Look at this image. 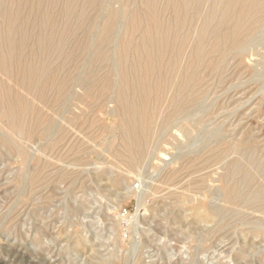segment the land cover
Wrapping results in <instances>:
<instances>
[{"label":"rangeland","instance_id":"1","mask_svg":"<svg viewBox=\"0 0 264 264\" xmlns=\"http://www.w3.org/2000/svg\"><path fill=\"white\" fill-rule=\"evenodd\" d=\"M2 1L0 29L1 26L5 29L1 10L11 6L8 1L12 4L14 0ZM48 1L45 0V4ZM59 1L54 9L56 12H53L56 28L60 32L62 28L76 27L75 19L65 20L61 13L62 5L67 0ZM26 2L23 5L28 9L23 10L22 22H18V25L21 24L20 29L31 32H27L29 46L26 49L29 47L27 50L32 53L33 48H37L42 30L39 27L36 29L32 23H24L22 27L24 15L28 14L31 4ZM97 2L98 6L89 13L88 21L99 28H94V31L89 29L88 21L83 22L81 27H76V32L67 37L68 41L66 39L68 43L63 48L70 54L63 49L50 60L55 83H65L66 86L61 95L52 93L54 98L49 96L43 105H38L35 111L38 118L34 122L31 121L32 115L29 116L31 120L27 118L31 131L29 136L18 131L13 135L6 119L0 118V264H264V25L243 48L232 52L226 57L227 60L222 61L226 66L220 64L223 67L201 70L203 88L198 87L202 93L198 101L190 105L191 108L182 115L169 117L168 107L163 108L165 104L159 107L157 115H161L156 117V123L153 122L152 126L156 138L151 139L143 161L127 167L125 150H120L124 149L125 144L122 138L126 140L125 135L120 133L123 132L120 127L122 117L114 101L118 89L115 84L119 85L115 66L120 45H116L123 39L125 28L122 29L127 26L123 20L126 18H118L120 22L117 21L116 25L119 28L115 26L118 30L113 31L118 36L112 34V41L110 39L107 46L100 45L98 35L111 13H122L129 8L133 12L139 8L141 1ZM43 3L44 0L41 1ZM122 6L124 10L121 11ZM37 10L33 9L30 16L27 15L35 24L42 12ZM3 31L0 35H3ZM135 37L134 41L137 42L138 36ZM31 39L36 42L35 46L34 41L29 44ZM94 39H97L94 41L96 44L93 43ZM109 47L110 51L107 52ZM81 49L84 51L81 52ZM186 51L189 52V49ZM185 52L183 63L188 60ZM29 53L25 59L31 56ZM89 53L93 56L90 57ZM94 59L97 61L94 62ZM58 61L63 62L64 67L55 71L61 65ZM79 65L85 77L81 76ZM111 69L118 79H114L116 77L113 75L112 91L109 88L105 95L92 99L86 96L88 94L84 93L86 86L83 84H86L88 76L98 77L99 74V79H102ZM78 71L79 74L76 73ZM0 85L23 93L18 86L14 87L18 85L14 77L6 81L5 77L0 76ZM104 97H108V100ZM94 99L97 100L94 102ZM161 108L165 111H161ZM55 109H58L57 112ZM43 113L46 115L42 116ZM47 124L50 125L47 127ZM156 125L160 129H156ZM46 128L52 129L46 131ZM15 135L14 138L20 142L11 138ZM52 141L56 142L53 144ZM161 153L166 154L167 158L159 157ZM29 156L33 158L30 160ZM120 160L126 164L122 162L123 166ZM129 168L133 169V174ZM179 168L181 170H177ZM166 178H170V183ZM222 185L238 191V198L232 201L234 208L232 202L224 198ZM223 199L226 200L222 204ZM192 210H203L201 219H197L199 215L193 214ZM174 214L178 215L177 219ZM118 241L122 243L121 247Z\"/></svg>","mask_w":264,"mask_h":264},{"label":"bare ground","instance_id":"2","mask_svg":"<svg viewBox=\"0 0 264 264\" xmlns=\"http://www.w3.org/2000/svg\"><path fill=\"white\" fill-rule=\"evenodd\" d=\"M0 1L3 3L2 0H0ZM26 1L14 0L12 4H10V2L8 1L9 5H11V6L3 7L1 10V16L5 21L4 25L6 27L4 29V27L1 26V29H2V27H3V29L2 30L0 29V32L4 30L3 33H1L3 35H0V76L5 77L6 81L11 80V78L14 77L17 81V84H18V85H14V87L18 86L17 88L23 90V93L19 94L18 91L14 90L13 87H6L5 86V88H4L2 85H0V118L6 119V121L8 123V129L10 130L11 133L13 132V135L17 131L20 132V134L21 133H25L27 135L30 134L31 131L29 132V126L27 124V118L29 120L30 119L29 116L32 115L33 120H31L32 117L30 120L34 122V120H36L38 118V115L35 112L36 110H38L37 108H39L38 105H40V104L43 105V103L47 101L49 96H51V97L53 96L52 93H54L56 96H59L63 93L66 84L62 83L60 85H57L59 83H55V81H54L55 76L52 77V75L55 73L53 70H51V63L50 62L53 60V58H54L53 56L56 55V57H57L60 54L59 52H61L64 49L63 48L64 45H67V43H68L67 37H69V35L72 34L73 31H75L76 27L78 28L83 22L88 21L89 13L92 10H96V7L98 6L97 3L99 2V1L97 2V0H83L82 2H80V0H67L66 4L62 5V6H64V8L62 7L63 12L61 11V13H63V17L65 20L70 21L71 18H72V20L75 19L74 21L76 23L75 24L76 27H74V28L69 27L66 29H63L61 27L63 30L61 29L59 32V30L56 28L57 25H55V22H56L55 19L56 18L55 19L53 18V12H54L55 7L57 5H59V4H57L59 0H49L47 4H45L47 2V0H46V2L44 0L43 4L45 5V7L43 6V4H41V1H43V0H29L27 2ZM139 1H141V5H139L138 9L135 8L136 10L131 8L132 10H135L133 12L130 11L129 6H127L129 8L128 10H124L123 9L124 6H122L121 11H122V9L124 10L122 13L121 12L117 13V11L115 13L114 12L111 13L109 15L107 21L105 22V24L99 30L100 31V33L98 35L99 36V43L101 46L102 45L107 46L110 43V39L112 41L111 35L114 34L113 33L114 29L118 30V28H119L118 27L119 25L118 26L116 25V24H118L117 21L120 22L118 20V18L120 16L126 18L123 20V21L127 22V24H126L127 26L125 25L126 27H123V29H122V30H124V28H125L124 34H123V39H121L122 41L120 42V44L116 45V46L120 45L119 51H118L117 62L114 60L117 63V65H116V63L114 65L112 64L113 67L116 65L115 66V68H116L115 73H117L118 75L117 74L114 75V72L111 69L110 72H108L109 70L107 71V74H105V77H102V79H99V77L101 78V76H99L98 73H97L98 77H97V75L88 76V78L85 81L86 84H83L86 86L85 87L86 91H84V93L86 92L88 94L86 96H88V97L90 96V98L91 97H93V98L94 97H101L110 87L112 88V85H113L112 79L114 78V76L115 77H116V75L118 76L119 81H118L117 77L114 78L118 81L119 85H117V83L115 84L118 87V89H117V93L115 96L116 98H114V97L113 98H114V101L116 100L117 109H118V111L122 117V121L120 122V124H121L120 127L123 130V132L120 131V133H123L125 135L126 140L124 138H122L124 140L125 144L123 143L124 149H120V150H125L124 154H125V158L127 159L126 161L128 162L127 167L129 166V164H131L132 166L133 165L136 166V164H138L140 160L144 159L145 155L147 154V151L149 149V148L147 149V147H148V145L150 147L149 143L151 142V139L154 137V135H153L154 134L153 122L156 123L155 122L156 117L161 115V114L157 115V113L159 111V107L163 106L164 104L167 105V106L164 105L163 108L166 109V107H168L169 110L168 109L167 110H168L169 114L167 113V115L169 117H176L179 114H181V113L183 114L185 111H187L189 107L191 108L190 105L193 104V102L196 101L201 96V93H202L201 89L198 87V86H201V83L204 81V77L202 76L203 74L201 75V73H200V72H202L201 70H203V69L215 70V69H218L219 66H221L220 64L225 65L224 64L225 62L222 63V61L227 56L231 55L232 52L239 51V49L243 48L247 44L248 39L252 35H254L255 33L259 34V32L261 31V29L264 25V0H139ZM23 2H24V4H25V2L28 4H29V2L31 3V4H29L30 9H29L28 14H27L28 16H30L33 9H34V11H35V9H38L37 11L42 10V12L38 15L39 17L37 16V19L39 18L38 19L39 21H37L38 23L36 22L37 24H35V21L31 20L30 17H27V15H24V18L26 16L25 19L23 18L22 27L24 26V23L25 24L30 23V25L32 23L33 25H35L37 27L36 29H38V27H39L40 30H42V32L40 34L41 37L38 39L37 45L35 44L36 42L33 39H31V42H29V44H31L32 41H34V46L36 45V47H37L36 49H34L35 47L33 46L34 47L33 51H32L33 54L31 53V51L27 50L29 47L26 49V47L29 46V45H27V42L29 40V35L27 32H30V31H25V29H23V30L20 29L19 25H21V24L18 25V22L19 23L22 22V21H20V19L22 20L23 10L24 9L26 10V8H27V7L25 8V6L23 5ZM60 2L61 1H59V3ZM63 2H65V1L63 0ZM2 5H4V4H2ZM6 6H7V3H6ZM97 10H100V8ZM101 10H102V8H101ZM25 13H27V11ZM34 14H35V12H34ZM31 17H32V15H31ZM35 17H36V15H35ZM54 20H55V22H54ZM59 20H61V18ZM94 22H96V21H94ZM97 23H98V20H97ZM0 25H1V22H0ZM88 25H89V29L94 30V28H96V29L99 28V27L95 26V24L92 22H90V24H89V21H88ZM84 26H86V25H84ZM84 26H82V27H84ZM115 26H117L118 28L117 27L115 28ZM86 27L84 30L85 32H86ZM28 30H30V29H28ZM81 30H83V29H81ZM36 33H39V32L37 31ZM91 33H93V32H91ZM115 34L117 35V33H115ZM121 34H122V32H121ZM30 35L33 37L32 34H30ZM120 36L118 37L119 39H120ZM135 36L138 38L137 42L134 41ZM255 36L256 35H254V37ZM66 39H67V41H66ZM91 39H93V38H91ZM96 40L94 39L93 43H95ZM250 41H253V40H250ZM113 42H115V41L113 40ZM111 44L113 45V43H111ZM77 46L79 47V45H77ZM83 47H84V45H82V49H83ZM262 48L264 49V43H263ZM82 49H81V52L84 51V50L82 51ZM98 49H100V48H98ZM115 49L118 50L117 48H115ZM188 49H189V52L186 51ZM64 50L66 52V49H64ZM99 51H101V50H99ZM109 51H110V47H109L107 52H109ZM28 52H30L29 54H31V56L29 58L27 56V59H25L26 54ZM184 52L187 55H188V53H190V54L188 55V57L186 55V58H188V60L187 61L185 60L186 62L184 61V63H183ZM105 53H106V51H105ZM236 53H238V52H236ZM91 54L89 53V55H91ZM110 54H112V52ZM115 55L117 56V53ZM76 56L74 55V57H76ZM78 56H79V54H78ZM85 56H86V54H85ZM92 56L93 55H91L90 57H92ZM103 56L104 55H102L101 57H103ZM62 58H63V56H62ZM82 58L80 61H82ZM227 58L225 60H227ZM70 59H71V57H70ZM72 59L70 61H72ZM184 59H185V57H184ZM74 60H76V59H74ZM74 60H73V62H74ZM95 60L96 59H94V62H95ZM100 60H101V58H100ZM63 61H64V59H63ZM70 61H68V62H70ZM107 61H110V59H108ZM56 62H57V60H56ZM60 62H59V64H60ZM62 63L63 62H61V65L55 71L63 69L64 66L62 65ZM64 63H67V62H64ZM80 63H82V62H80ZM111 63H109V64H111ZM68 64L69 63H67V65ZM75 66L76 65H74V67ZM88 66H90V65H88ZM88 66H86L85 68H88ZM66 67L67 66H65V68ZM221 67H223V66H221ZM79 68H80V65L78 67V70H80ZM107 69H109V68H107ZM103 70H104V68H103ZM85 71H87V70H85ZM59 72H57V73H59ZM66 72H67V70H66ZM72 72H74V71L72 70ZM95 72H98V70H95ZM207 72L208 71H206V73ZM76 73L79 74V71ZM62 74H63V72H62ZM65 74H63V75H65ZM84 74H86V72ZM88 74L89 73H87V75ZM215 74H216V72H215ZM215 74L213 76H215ZM56 76H59V74L58 75L56 74ZM60 76H62V75H60ZM81 76H83L82 71H81ZM85 76H83V77H85ZM213 76H211V78ZM72 77L74 78V76H72ZM66 78H67V76H66ZM57 79H58V77H57ZM75 79L77 80V78H75ZM206 79H208V77H206ZM61 80L63 81V78H61ZM71 80H73V79H71ZM71 80L69 82H71ZM59 81H60V78H59ZM65 81H66V79H65ZM80 81H82V80H80ZM4 82H5V80H4ZM207 82H208V80H207ZM78 84H80V83H78ZM81 84H82V82H81ZM82 87L84 88V86H82ZM111 88H110V90H111ZM82 90H84V89H82ZM114 92L115 91H113V93ZM55 95H54V97H55ZM68 96H70V95H68ZM54 97H52V98H54ZM83 97H84V95H83ZM109 97H110V95H109ZM52 98H51V100H52ZM66 98H68V97H66ZM104 98H106V97H104ZM63 99H64V97H63ZM86 99H87V97H86ZM96 100L94 99L93 101L95 102ZM57 101H59V100H57ZM62 101H65V100H62ZM93 101H92V103H94ZM104 101H105V99H104ZM49 103H51V101ZM57 104H59V103H57ZM52 106L54 107V105H52ZM57 107L59 108V106H57ZM57 110H56V112H57ZM44 111L46 112L47 108ZM161 111H165V110L164 109L162 110V108H161ZM189 111H191V109ZM33 112L36 113L37 117ZM51 113H52V111H51ZM186 113H188V112H186ZM58 114H59V112H58ZM58 114H57V116H58ZM44 115H46V114L43 113L42 116H44ZM41 117H39L40 120L43 119V118L41 119ZM50 117H51V115H50ZM47 119H48V117H47ZM163 119H164V117H163ZM75 120H73V121H75ZM54 121H55V119H54ZM38 122L40 123L39 120H38ZM48 123H50V122H48ZM51 123H53V122H51ZM65 123L66 124L68 123V125H69V122H65ZM89 124H90V122H89ZM48 125H50V124H47V127H48ZM74 125H76V124H74ZM159 125H161V124H159ZM52 126H54V125H52ZM63 126H65V125H63ZM96 126H98V125H96ZM30 127L32 128V126H30ZM158 127L159 126H157L155 128L157 129ZM31 128H30V130H31ZM42 128H44L43 125H42ZM64 128L65 127H63V129ZM47 129L51 130L52 128L51 129L46 128V131H47ZM67 129H68V127H67ZM159 129H160V127H159ZM42 130H44V129H42ZM156 132L157 131L155 130V134H156ZM177 135H178V133H177ZM87 136H88V134H87ZM14 137L16 138V135L13 137L11 136V138L15 139ZM91 138L92 137H90V139ZM154 138H156V136ZM154 138H153V140H154ZM244 141H245V139H244ZM17 142H20V141H17ZM55 142H53V144ZM121 143H120V145H121ZM14 144H16V143H14ZM15 146L14 147L12 146V147L15 148ZM18 146H20V145L18 144ZM232 146H233V144H232ZM241 146H240V148H243ZM21 147H22V145H21ZM16 148L18 150H20V148H18L17 146H16ZM109 149H108V151H109ZM117 149H119V147ZM234 149H235V147H234ZM120 150H118V151L120 152ZM231 151L233 152L234 150H231ZM240 151H241V149H240ZM16 152H18V151H16ZM109 153H111V151H109ZM114 154H116V152ZM228 154H229V152H228ZM120 155L122 156V154H120ZM112 156L115 157L114 155H112ZM159 157L167 158L166 154H163V153H161L159 155ZM32 158L33 157H30V160ZM161 158H159V159L161 160ZM216 159H217V157H216ZM122 160H123V158H122ZM168 160L169 159L164 160V161H168ZM27 161L25 160V162H27ZM122 162L124 163V161H121L120 164H122ZM191 163H192V161H191ZM124 164H126V163H124ZM124 164H122V165L124 166ZM190 166H192V165H190ZM130 170L132 171L133 169H130ZM177 170H181V169L179 168ZM128 172H130V171H128ZM131 173L133 174L134 171H132ZM173 173L174 172H172V174ZM171 176H173V175H171ZM35 178L38 179L37 176ZM168 179H170V178H168ZM168 179H167V181H169ZM173 179L175 180L176 178H173ZM229 179L230 178H228V180ZM231 180H229V181H231ZM32 182H33V180H31V183ZM171 182H173V181H171ZM37 183H38V181H37ZM169 183H170V181H169ZM166 184H168V182ZM225 184L227 185V183H225ZM156 187H157V185H156ZM190 187H189V189H190ZM222 187H223V185H222ZM197 188H199V187H197ZM200 190H201V188H200ZM222 190H223L224 195H225V197L224 196L223 197L226 198L228 201L232 202L233 200H236L238 198V195H237L238 191H236V189H234L233 187L224 186ZM225 200L223 199L224 202H222V204L225 203ZM228 201L226 203L230 204V203H228ZM231 204H233V208H234L235 203L232 202ZM230 205H229V207H230ZM240 205H242V204H240ZM226 206H228V205H226ZM222 207L224 208V206H222ZM225 208H227V207H225ZM193 210H195V208ZM235 210H236V207H235ZM171 211L174 213L173 210H171ZM204 211H205V208H204ZM207 211H208V213L210 212L209 210H207ZM207 211H206V214L209 217L210 214H208ZM202 212H203V210L202 211L197 210V212L193 211L192 213L193 214L196 213L197 216L199 215V217H197V219L198 218L201 219L200 216H201ZM173 213H171V214H173ZM204 214H203V216L205 218L206 214L205 215ZM174 215L173 216L176 217L175 219H177L178 215L177 216H176V214H174ZM196 215H195V217H196ZM207 215H206V219L208 218ZM210 218H211V216H210ZM118 243H119V241H118ZM120 243H119V245L121 247L122 243L121 244Z\"/></svg>","mask_w":264,"mask_h":264}]
</instances>
